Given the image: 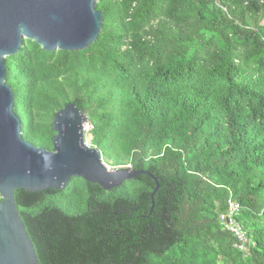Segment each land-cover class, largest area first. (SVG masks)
I'll return each mask as SVG.
<instances>
[{
    "label": "trees",
    "instance_id": "trees-1",
    "mask_svg": "<svg viewBox=\"0 0 264 264\" xmlns=\"http://www.w3.org/2000/svg\"><path fill=\"white\" fill-rule=\"evenodd\" d=\"M97 8L89 47L25 38L6 57L24 137L53 149L54 116L75 102L107 164L161 187L154 202L148 174L18 188L42 264H264V0Z\"/></svg>",
    "mask_w": 264,
    "mask_h": 264
},
{
    "label": "water",
    "instance_id": "water-1",
    "mask_svg": "<svg viewBox=\"0 0 264 264\" xmlns=\"http://www.w3.org/2000/svg\"><path fill=\"white\" fill-rule=\"evenodd\" d=\"M98 1L0 0V264H42L18 209V188L60 189L76 176L112 189L148 174L156 181L154 202L161 187L150 170L110 167L101 150L87 141L89 119L75 102H68L54 116L57 133L53 149L27 140L21 117L15 111L6 57L18 53L25 38L53 51L89 47L99 37L104 23Z\"/></svg>",
    "mask_w": 264,
    "mask_h": 264
},
{
    "label": "rangeland",
    "instance_id": "rangeland-1",
    "mask_svg": "<svg viewBox=\"0 0 264 264\" xmlns=\"http://www.w3.org/2000/svg\"><path fill=\"white\" fill-rule=\"evenodd\" d=\"M92 128V124L90 123V128H87L86 129V139L87 141H91L92 137H91V132H90V129Z\"/></svg>",
    "mask_w": 264,
    "mask_h": 264
},
{
    "label": "built area",
    "instance_id": "built-area-1",
    "mask_svg": "<svg viewBox=\"0 0 264 264\" xmlns=\"http://www.w3.org/2000/svg\"><path fill=\"white\" fill-rule=\"evenodd\" d=\"M86 127H87V128H90V122H88V123L86 124ZM110 167H112V166L110 165ZM242 236H243V235L241 234L240 237H242Z\"/></svg>",
    "mask_w": 264,
    "mask_h": 264
}]
</instances>
